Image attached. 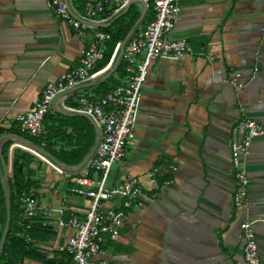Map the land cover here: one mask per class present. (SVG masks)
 <instances>
[{
    "label": "crops",
    "instance_id": "obj_1",
    "mask_svg": "<svg viewBox=\"0 0 264 264\" xmlns=\"http://www.w3.org/2000/svg\"><path fill=\"white\" fill-rule=\"evenodd\" d=\"M76 3L80 7V0ZM179 5L172 36L186 38L193 54L149 65L135 137L112 166L107 187L126 175L143 177L153 166L173 182L157 199L130 212L118 238L107 240L99 257L118 264H247L239 224L249 217L256 220L264 263V135L253 139L245 157L249 187L242 209L232 204L230 161L231 142L244 134L242 121L253 118L264 127V0H179ZM123 12L127 25L138 20L142 5L132 2L119 15ZM115 18L102 17L99 28L115 30ZM88 38L59 20L48 0H0L1 135L34 143L17 134L14 116L30 109L60 72L78 64ZM233 71L242 74V86L227 82ZM83 93L97 96L95 82L71 90L66 106ZM43 136V149L65 167L14 137L4 142L29 155L24 172L34 181L43 221L55 226L60 207L82 218L87 199L77 192L82 187L77 176L65 171L91 152L96 128L57 100L45 115ZM104 204L118 206V199ZM72 232L58 228L43 247L52 255ZM63 261L70 264L65 255ZM23 264L45 263L24 259Z\"/></svg>",
    "mask_w": 264,
    "mask_h": 264
},
{
    "label": "built area",
    "instance_id": "obj_2",
    "mask_svg": "<svg viewBox=\"0 0 264 264\" xmlns=\"http://www.w3.org/2000/svg\"><path fill=\"white\" fill-rule=\"evenodd\" d=\"M76 1L48 0V5L59 20L74 28L80 36L89 35L78 64L60 72L53 82L46 84L33 106L15 115L13 122L18 131L38 139L41 148L45 146L42 139L45 115L57 100L64 109L82 114L94 124L99 139L89 157L78 170L65 171L67 176H77L76 182L82 186L77 192L88 202L83 217L74 213L65 217V209L60 207L55 210V226L42 221L52 225L55 231L64 227L73 230L67 241L57 246V251L65 253L70 264H118L99 257L104 243L116 240L130 212L140 208L146 200L157 199L173 180L162 177L160 168L153 166L143 177L126 175L116 185L107 187L110 170L125 156L135 137L141 89L151 62L159 58L180 59L192 55L193 50L186 38L172 36L180 13L179 0H136L142 5L141 22L124 44L123 40L115 43L109 62L97 69L112 39V33L100 29L98 23L103 21L102 17L122 12L130 0H80V7ZM118 54L125 63L120 83L103 95L80 94L73 106H66L70 91L103 76ZM257 70L255 66L253 73ZM241 77L239 71H233L227 82L240 87L243 85ZM242 126V139H234L230 144L235 209L247 205L249 178L245 157L253 139L264 135V127L253 118H245ZM18 199L22 206L18 224L28 229L34 220L42 217L41 207L32 188L23 190ZM111 199H118V206L106 207L104 202ZM255 221L245 217L239 224L243 258L247 264H264L259 255Z\"/></svg>",
    "mask_w": 264,
    "mask_h": 264
},
{
    "label": "trees",
    "instance_id": "obj_3",
    "mask_svg": "<svg viewBox=\"0 0 264 264\" xmlns=\"http://www.w3.org/2000/svg\"><path fill=\"white\" fill-rule=\"evenodd\" d=\"M114 17L116 18L112 23H118L115 30H113L111 26L101 28L104 31L111 32L112 39L107 43L105 54L103 59L97 64V69L104 67L109 62L115 43L118 40H123L125 38L136 21V19H133L130 23L124 25L121 21L123 19V15L117 14ZM149 18H151V16H149ZM117 56L113 60L110 71L107 70L109 71V75L103 78L107 72L106 71L103 76L95 81L98 95H103L107 91L116 87L120 83V77L124 75L125 63L122 59L116 61ZM2 133L3 130L0 128V135ZM17 134H23L35 144L39 143L38 139L30 137L25 133L18 131ZM43 137L44 136H42V139ZM2 155L6 163L8 175L7 186L11 219L6 240L0 254V264H23L24 259H31L45 264H65L63 261L64 255L66 256L65 253H61L56 250L52 253V255H50L49 251L43 247V243L49 241L56 235V231L53 229L52 225L43 223L42 217L34 220L28 229H25L18 224V220L22 212V206L18 197L23 190H29L34 186V181L31 180L29 175L30 172H24V167L29 162V155L24 152L20 153L16 149H13V144L10 141L3 143ZM0 169L1 171L3 170L1 160ZM68 215V213L65 214V217H68ZM5 219V191L3 178L0 176V235ZM26 237L29 238V241L26 240ZM58 254H61V256L58 257Z\"/></svg>",
    "mask_w": 264,
    "mask_h": 264
},
{
    "label": "water",
    "instance_id": "obj_4",
    "mask_svg": "<svg viewBox=\"0 0 264 264\" xmlns=\"http://www.w3.org/2000/svg\"><path fill=\"white\" fill-rule=\"evenodd\" d=\"M136 0H130L128 5L132 2H135ZM127 5V7H128ZM124 14L121 13L120 15ZM143 17V13H141V15L139 16L138 20L135 22V24L132 26V28L129 30V32L127 33V35L125 36V38L123 39L122 43L124 44L126 42V40L128 39V37L131 35V33L133 32L135 26H137V24L140 22V20ZM120 58V54H118L117 56V60L118 61ZM111 67L108 69L110 71ZM109 71L106 72V74L103 76V78L107 77L109 75ZM10 137H14L16 139H18L19 141L31 146L34 150L38 151L39 153L48 156L49 158H51L55 163L61 165L62 167H65L63 164H61L56 158H54L49 152H47L46 150H44L43 148L39 147L38 145L30 142L29 140H27L26 138L23 137H19V136H15L13 134H4L0 136V160H1V164H2V168H3V186H4V191H5V209H6V219H5V223L0 235V254L3 248V245L5 243L6 240V236L8 233V229H9V224H10V219H11V212H10V201H9V195H8V186H7V168H6V163L5 160L3 158L2 155V144L4 143V141ZM99 139V136L97 134L95 142H94V146L97 144ZM91 153V152H90ZM89 154L86 155V157L80 162V164H78L77 166H75L73 169L74 170H78L87 160V158L89 157Z\"/></svg>",
    "mask_w": 264,
    "mask_h": 264
},
{
    "label": "rangeland",
    "instance_id": "obj_5",
    "mask_svg": "<svg viewBox=\"0 0 264 264\" xmlns=\"http://www.w3.org/2000/svg\"><path fill=\"white\" fill-rule=\"evenodd\" d=\"M39 144V143H38Z\"/></svg>",
    "mask_w": 264,
    "mask_h": 264
}]
</instances>
